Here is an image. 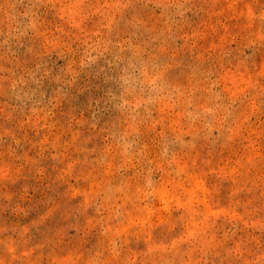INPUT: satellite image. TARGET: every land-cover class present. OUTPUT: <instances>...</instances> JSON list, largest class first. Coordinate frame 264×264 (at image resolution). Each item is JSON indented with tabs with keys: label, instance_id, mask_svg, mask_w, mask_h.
Returning a JSON list of instances; mask_svg holds the SVG:
<instances>
[{
	"label": "rangeland",
	"instance_id": "obj_1",
	"mask_svg": "<svg viewBox=\"0 0 264 264\" xmlns=\"http://www.w3.org/2000/svg\"><path fill=\"white\" fill-rule=\"evenodd\" d=\"M0 264H264V0H0Z\"/></svg>",
	"mask_w": 264,
	"mask_h": 264
}]
</instances>
